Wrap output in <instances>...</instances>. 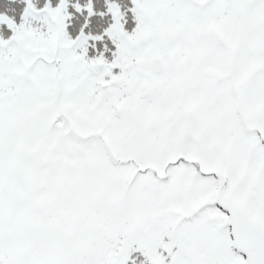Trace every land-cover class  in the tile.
Segmentation results:
<instances>
[{
  "label": "snow or ice",
  "instance_id": "1",
  "mask_svg": "<svg viewBox=\"0 0 264 264\" xmlns=\"http://www.w3.org/2000/svg\"><path fill=\"white\" fill-rule=\"evenodd\" d=\"M0 264H264V0H0Z\"/></svg>",
  "mask_w": 264,
  "mask_h": 264
}]
</instances>
